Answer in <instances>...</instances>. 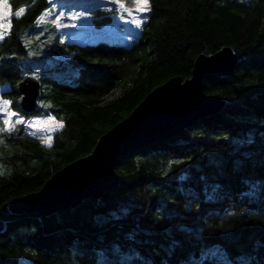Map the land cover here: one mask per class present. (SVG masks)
<instances>
[{"label": "trees", "instance_id": "obj_1", "mask_svg": "<svg viewBox=\"0 0 264 264\" xmlns=\"http://www.w3.org/2000/svg\"><path fill=\"white\" fill-rule=\"evenodd\" d=\"M5 2L2 94L22 111L18 82L39 80L30 114L52 113L63 127L51 146L22 125L0 131V264H264V0H149L131 40L97 32L110 20L102 10L93 34L62 39L52 17L40 20L49 0ZM226 46L233 72L204 78L206 94L225 101L217 113L127 153L119 184L101 197L51 214L4 208L90 154L155 87L191 77L198 56Z\"/></svg>", "mask_w": 264, "mask_h": 264}, {"label": "water", "instance_id": "obj_2", "mask_svg": "<svg viewBox=\"0 0 264 264\" xmlns=\"http://www.w3.org/2000/svg\"><path fill=\"white\" fill-rule=\"evenodd\" d=\"M236 63L230 46L198 56L191 77L174 76L155 87L130 115L99 138L90 154L57 170L40 190L12 199L4 208L51 214L76 206L86 197H101L119 184L116 165L127 153L147 142L178 134L204 115L217 113L225 101L206 94L204 78L208 73L229 74ZM17 89L24 113L40 108L39 80L24 77Z\"/></svg>", "mask_w": 264, "mask_h": 264}, {"label": "rangeland", "instance_id": "obj_3", "mask_svg": "<svg viewBox=\"0 0 264 264\" xmlns=\"http://www.w3.org/2000/svg\"><path fill=\"white\" fill-rule=\"evenodd\" d=\"M4 4H6L5 0L0 1V24L4 25L3 28H0V31L8 32V22L10 20L12 11L9 7L6 10L4 8ZM72 5L77 9H83L84 13L81 12V14H79L76 18H72L68 14L62 15L61 21L62 23L64 22L65 26L71 32L70 35H72L73 33L80 34L84 32H86L85 34H93V31L96 29L97 25L89 21L90 19L88 18H93L96 15V10H102V15L110 16L109 21L111 23L106 28L107 30H110L109 32L119 33L122 35H126L124 33L129 31H139L149 12L137 11V4L135 3V0H73ZM121 5H124V8H121ZM52 15L57 16L53 11ZM56 18H59V15ZM136 21L140 22L139 26H137ZM126 38L132 39L133 36H126ZM4 88H9V85L0 84V128L2 127V125H4L5 128L14 125V127H11V129H13L17 126L22 125L31 135L37 137L43 143H45V140L48 137L52 138V135L55 133V131L60 129L58 125L60 123L63 124V121L57 119L54 114L53 116L51 114L45 113L26 115L22 111L13 108L12 98L6 97L2 94V90ZM118 92L119 90L116 91V94ZM112 96L113 95H110L109 98H111ZM5 100L9 101V105L7 106V108H5L3 104V101ZM8 113H16V115L8 116ZM5 118L9 119V126H6L3 123ZM17 119H23L25 123L17 124L15 123ZM45 121H51L52 123L45 124ZM29 123L32 125L31 127L28 126ZM8 149H10V147ZM2 152L3 149L0 145V153Z\"/></svg>", "mask_w": 264, "mask_h": 264}, {"label": "bare ground", "instance_id": "obj_4", "mask_svg": "<svg viewBox=\"0 0 264 264\" xmlns=\"http://www.w3.org/2000/svg\"><path fill=\"white\" fill-rule=\"evenodd\" d=\"M72 3H73V0H60V1H58L56 8H46L45 9V18L52 17L54 19V22L59 26V28L62 32V36H61L62 39H65L69 33V29H67L66 26H64L62 21H61L62 15L68 14L72 18L77 17V10L76 9H69V8H76V7H73ZM80 10H83V9L80 8ZM52 11L55 12L57 16H53ZM61 13H62V15H61ZM58 15H59V18H56V17H58ZM89 21H91V20H89ZM97 32L107 34V35H115V36L123 37V38H126V36L131 37V35L127 34V33H124L126 35H122V34H114V33L109 32V31H97ZM128 40H131V39H128ZM50 114L53 116L52 113H50Z\"/></svg>", "mask_w": 264, "mask_h": 264}, {"label": "snow or ice", "instance_id": "obj_5", "mask_svg": "<svg viewBox=\"0 0 264 264\" xmlns=\"http://www.w3.org/2000/svg\"><path fill=\"white\" fill-rule=\"evenodd\" d=\"M135 3L137 4V11H139V12H147V11H149L150 10V8H149V4H148V0H135ZM4 8L7 10L8 9V5L7 4H4ZM121 8H124V5H121ZM25 11V9L24 8H21L20 10H19V12H17V16H19L20 14H22L23 12ZM61 15H62V13H61ZM136 23H137V26H139V21H136ZM4 27V25L3 24H0V28H3ZM10 27H11V25H10V20H9V22H8V30L10 31ZM7 34V32L6 31H0V40H2V39H4V36ZM3 104H4V106H5V108H7V106L9 105V101H3ZM8 116H15L16 115V113H8L7 114ZM3 123L6 125V126H9V119H7V118H5L4 119V121H3ZM15 123H17V124H21V123H25V121L23 120V119H17L16 120V122ZM45 124H48V123H52L51 121H45L44 122ZM29 127H31L32 125L29 123V125H28ZM11 127H14V125H12V126H9V127H6L5 129H0V131H5V130H7V131H10L11 130ZM58 127L59 128H62L63 127V124L62 123H60L59 125H58ZM50 140H51V137H48L46 140H45V143H47L48 144V146H51L50 145ZM0 174H2V173H0Z\"/></svg>", "mask_w": 264, "mask_h": 264}, {"label": "built area", "instance_id": "obj_6", "mask_svg": "<svg viewBox=\"0 0 264 264\" xmlns=\"http://www.w3.org/2000/svg\"><path fill=\"white\" fill-rule=\"evenodd\" d=\"M58 1H60V0H49V4H48V6H47L46 8H56V6H57V4H58ZM46 8H45V9H46ZM69 9H76V10H77V17H78L79 14H81V12L84 13V10H80V9H77V8H69ZM85 15H86V14H85ZM85 15H84V17H85ZM86 17H87V16H86ZM87 18H88V17H87ZM43 19H46V18H45V10H44V12L42 13V15H41V17H40V20H43ZM88 19L92 20V17H90V18H88ZM110 23H111L110 21H109L108 23H106L100 31H110V30H107V29H106L107 26L110 25ZM112 33H114V32H112ZM114 34H119V33H114Z\"/></svg>", "mask_w": 264, "mask_h": 264}]
</instances>
